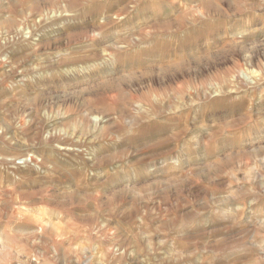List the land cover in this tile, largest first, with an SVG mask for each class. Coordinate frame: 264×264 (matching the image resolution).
<instances>
[{
    "label": "rangeland",
    "instance_id": "obj_1",
    "mask_svg": "<svg viewBox=\"0 0 264 264\" xmlns=\"http://www.w3.org/2000/svg\"><path fill=\"white\" fill-rule=\"evenodd\" d=\"M255 3L0 0V264H216L264 230Z\"/></svg>",
    "mask_w": 264,
    "mask_h": 264
},
{
    "label": "clouds",
    "instance_id": "obj_2",
    "mask_svg": "<svg viewBox=\"0 0 264 264\" xmlns=\"http://www.w3.org/2000/svg\"><path fill=\"white\" fill-rule=\"evenodd\" d=\"M251 7L264 9V0H257ZM261 18L264 19V13H261ZM151 138L145 136L144 139L147 141ZM241 231L242 235L234 242L223 244L214 253L216 264H264V230H254L246 222L241 226Z\"/></svg>",
    "mask_w": 264,
    "mask_h": 264
},
{
    "label": "bare ground",
    "instance_id": "obj_3",
    "mask_svg": "<svg viewBox=\"0 0 264 264\" xmlns=\"http://www.w3.org/2000/svg\"><path fill=\"white\" fill-rule=\"evenodd\" d=\"M155 98V97H154ZM157 100V99H156ZM141 108V107H140ZM139 108V109H140ZM142 109V108H141ZM156 112V111H155ZM154 113V112H153ZM157 113V112H156ZM93 119H92V121H93V123L97 126V125H99V123L101 122V120H99V118L98 117H95V116H93L92 117ZM93 124V125H94ZM93 128V127H92ZM9 130V129H8Z\"/></svg>",
    "mask_w": 264,
    "mask_h": 264
}]
</instances>
